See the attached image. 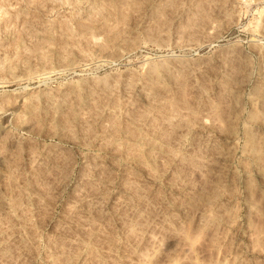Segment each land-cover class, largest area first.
I'll list each match as a JSON object with an SVG mask.
<instances>
[{
  "label": "rangeland",
  "instance_id": "374dc122",
  "mask_svg": "<svg viewBox=\"0 0 264 264\" xmlns=\"http://www.w3.org/2000/svg\"><path fill=\"white\" fill-rule=\"evenodd\" d=\"M0 264H264V0H0Z\"/></svg>",
  "mask_w": 264,
  "mask_h": 264
}]
</instances>
